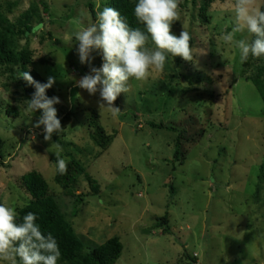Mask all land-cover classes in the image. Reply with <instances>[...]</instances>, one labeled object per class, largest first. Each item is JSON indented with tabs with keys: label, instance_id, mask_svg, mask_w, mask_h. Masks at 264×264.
I'll return each mask as SVG.
<instances>
[{
	"label": "rangeland",
	"instance_id": "rangeland-1",
	"mask_svg": "<svg viewBox=\"0 0 264 264\" xmlns=\"http://www.w3.org/2000/svg\"><path fill=\"white\" fill-rule=\"evenodd\" d=\"M35 1L48 9L27 41L31 69L46 82L55 78L61 101L55 107L64 130L45 141L43 125L34 127L42 110H28L16 84L0 76V203L15 211L24 206L28 196L19 178L36 170L87 245L119 238L122 251L115 264H263L264 183L259 200L253 194L264 164V105L252 82L240 77L239 49L222 39L235 22L234 0L214 2L206 23L197 16L199 1L179 0L180 19L171 33L189 32L193 59L169 54L162 70H150L144 81L130 79L128 92L114 102L121 109L115 117L107 109L99 112V93L90 95L77 85L91 66H101L102 55L94 53L91 65L81 64L74 33L95 22L88 4L96 14L106 0ZM30 2L0 0L3 6L16 3L11 20ZM250 35L244 31L235 39ZM147 47L155 49L151 41ZM197 76L203 81L191 84ZM9 106L18 111L16 118L5 113ZM91 111L107 134L116 133L104 151L88 137ZM56 152L84 166L98 186L96 195L83 176L76 189L82 202L75 206L62 193L53 180ZM163 216L167 224L158 227Z\"/></svg>",
	"mask_w": 264,
	"mask_h": 264
},
{
	"label": "clouds",
	"instance_id": "clouds-1",
	"mask_svg": "<svg viewBox=\"0 0 264 264\" xmlns=\"http://www.w3.org/2000/svg\"><path fill=\"white\" fill-rule=\"evenodd\" d=\"M178 7L179 0H137L134 16L145 26V32L139 27H131L117 9L105 6L97 11L94 23L74 33L81 64L91 65L94 53L102 55L101 66L90 67V73L77 81L78 87L90 95L99 93V112L107 109L114 117L120 114L121 109L114 106V102L121 93L128 92V81L132 78L144 81L150 76V70H162L169 54L185 61L193 59L189 32L184 29L179 36L171 33L173 22L180 19ZM232 9L235 22L232 31L223 34V41L239 49L241 62L249 55L264 56V10L257 5V0H234ZM244 31L254 38L250 41L235 39L237 33ZM149 38L155 49L147 47ZM18 79L35 88L32 98L27 100V109L34 113L42 110L34 127L43 125L44 140L51 141L54 133L60 134L64 130L55 107L61 103L59 97L46 95L55 78L49 76L46 83H41L29 71H22ZM55 156L57 171L66 174L67 161L60 158L59 152ZM18 215L13 207L0 203V261L6 264H58L61 251L56 238L41 230L35 213L28 212L22 219H18Z\"/></svg>",
	"mask_w": 264,
	"mask_h": 264
},
{
	"label": "trees",
	"instance_id": "trees-1",
	"mask_svg": "<svg viewBox=\"0 0 264 264\" xmlns=\"http://www.w3.org/2000/svg\"><path fill=\"white\" fill-rule=\"evenodd\" d=\"M188 1V0H186ZM193 5L199 1L198 18L201 22L206 23L208 16L207 11L210 6L216 1L224 0H189ZM137 0H106V5L117 9L123 17L126 18L129 25L133 28L139 27L146 32L143 24H140L134 16V7ZM91 8L92 18L96 21V14L93 11V4L89 3ZM16 3H7L6 6L0 4V76L7 75V78L16 84L26 100H30L35 92L32 85L27 84L23 79H18L19 73L22 71H29L31 76L41 83L46 81L34 70L31 69L33 64V51L27 45L28 38L34 35V30L43 25V14L47 12V5L43 1H35L29 3V6L14 20L9 19L8 14L12 13ZM39 6L42 7L40 10ZM264 10V1L261 6ZM254 37L250 35V40ZM149 41L151 39L149 38ZM148 41V42H149ZM26 42V43H24ZM39 63L47 64L45 59H39ZM92 67V66H91ZM94 67H99V64ZM240 77L252 82L256 88L259 96L264 105V56L255 58L249 55L245 62L241 63ZM202 76H197L193 83H201ZM48 97L56 96V91L52 88L46 92ZM5 113L16 118L18 111L16 108L9 106L5 109ZM71 112L66 114L64 119H69ZM87 131L89 139L102 151L106 150L112 143L116 133L107 134L102 126L99 124V116L94 111L88 112ZM153 127L163 128L164 125L150 124ZM171 129V128H169ZM183 135H178L176 138V152L175 158L180 154L181 141ZM1 158V157H0ZM85 177L86 181L90 184L93 195L98 192L96 182L90 178L85 172L84 166L75 159H70L67 162L66 174H59L56 170L54 176L55 184L62 190V193L76 204L83 201L81 194H76L78 186V178ZM258 183L256 190L253 194L255 200H259L258 193L261 189V182L264 183V164L260 168L258 176ZM19 187L28 196V202L17 209L19 214L18 219L28 212H33L37 216V223L41 230L45 233H51L57 240L61 251V258L58 264H115L118 260L122 244L118 237H111L101 245L89 246L87 245L76 233L73 231L70 221L67 219L66 214L62 212L59 204L55 198L50 194L49 186L43 176L36 170H31L19 178ZM73 206V208H75ZM156 225L163 227L167 224V216L157 219ZM162 232H166L164 228ZM195 259V258H191ZM3 264V261H0ZM264 264V263H263Z\"/></svg>",
	"mask_w": 264,
	"mask_h": 264
},
{
	"label": "built area",
	"instance_id": "built-area-1",
	"mask_svg": "<svg viewBox=\"0 0 264 264\" xmlns=\"http://www.w3.org/2000/svg\"><path fill=\"white\" fill-rule=\"evenodd\" d=\"M192 257H193V258H195V257H196V255H193ZM193 264H198V262H194Z\"/></svg>",
	"mask_w": 264,
	"mask_h": 264
}]
</instances>
